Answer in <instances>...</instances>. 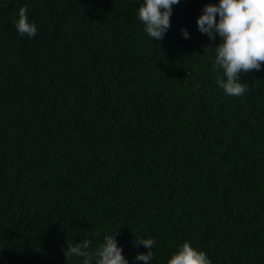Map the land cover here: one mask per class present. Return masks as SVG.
Listing matches in <instances>:
<instances>
[{
  "label": "trees",
  "instance_id": "1",
  "mask_svg": "<svg viewBox=\"0 0 264 264\" xmlns=\"http://www.w3.org/2000/svg\"><path fill=\"white\" fill-rule=\"evenodd\" d=\"M142 2L0 0V264H82L66 243L94 251L117 230L128 264H145L134 233L155 240L151 264L185 241L264 264V64L226 96L220 38L196 25L218 0L173 5L162 41Z\"/></svg>",
  "mask_w": 264,
  "mask_h": 264
},
{
  "label": "clouds",
  "instance_id": "2",
  "mask_svg": "<svg viewBox=\"0 0 264 264\" xmlns=\"http://www.w3.org/2000/svg\"><path fill=\"white\" fill-rule=\"evenodd\" d=\"M180 0H143L138 7V18L143 24L144 32L153 41H162L170 27L172 7ZM198 30L215 40L214 68L218 75L216 83L226 96L241 97L249 89L241 74L260 71L264 64V0H218V3H206L196 18ZM15 27L20 36L34 37L37 27L28 20L27 7H20L15 21ZM182 36L189 38L186 29H181ZM222 70L223 76L219 75ZM131 231V230H130ZM134 233V232H133ZM136 235L132 242L135 247L143 246L146 252H137L134 259L151 264L155 240L151 237ZM98 235V234H97ZM114 234L105 235L103 242L94 251L92 238L81 242L66 243L63 248L66 260L75 256L82 258V264H128L122 253V248ZM166 264H212L205 252L183 242L170 255Z\"/></svg>",
  "mask_w": 264,
  "mask_h": 264
}]
</instances>
